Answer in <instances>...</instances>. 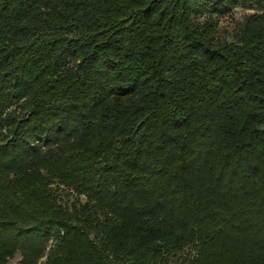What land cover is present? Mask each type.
<instances>
[{
	"label": "trees",
	"instance_id": "16d2710c",
	"mask_svg": "<svg viewBox=\"0 0 264 264\" xmlns=\"http://www.w3.org/2000/svg\"><path fill=\"white\" fill-rule=\"evenodd\" d=\"M16 253L264 264V0H0V264Z\"/></svg>",
	"mask_w": 264,
	"mask_h": 264
},
{
	"label": "rangeland",
	"instance_id": "374dc122",
	"mask_svg": "<svg viewBox=\"0 0 264 264\" xmlns=\"http://www.w3.org/2000/svg\"><path fill=\"white\" fill-rule=\"evenodd\" d=\"M255 12H258V10L251 5L236 6L230 11L229 14L220 17L215 30L216 40L232 41L234 39L233 36L242 24L244 17ZM48 245L49 242L46 244V247L43 248L42 254L37 260L38 263H41L45 260ZM18 258L19 254L16 253L13 258L9 260V264H17Z\"/></svg>",
	"mask_w": 264,
	"mask_h": 264
}]
</instances>
